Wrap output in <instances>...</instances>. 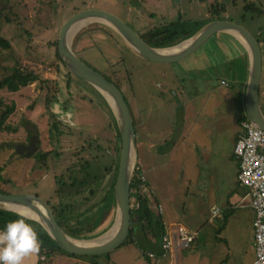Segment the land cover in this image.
<instances>
[{"label": "rangeland", "instance_id": "374dc122", "mask_svg": "<svg viewBox=\"0 0 264 264\" xmlns=\"http://www.w3.org/2000/svg\"><path fill=\"white\" fill-rule=\"evenodd\" d=\"M162 5H168L169 11ZM212 6L217 7L218 11L224 6L230 21L243 25L259 40L264 62V0H0V37L11 45L8 49L0 47V81L18 69L28 73L32 71L39 78L17 93L0 91V102L3 103L0 113L7 107H15L14 114L6 120L5 125L10 129H17L15 133H0V189L11 194L38 195L50 203L51 208L57 209L58 181L68 178L67 168L75 165L76 152L81 149L87 151L81 154L83 159L90 155L100 172L111 165L115 170L117 161L119 163L120 151H117L115 126L117 129L118 127L110 105L86 82L69 75L57 58L59 32L70 17L86 9L107 11L121 18L135 32L154 36L180 19L197 20L204 27L212 22V18L208 19L211 17ZM252 7L259 8L263 14L259 17L254 15L256 17L252 19ZM220 14L223 18V14ZM72 46L75 52L83 55L81 60L84 63L120 85L131 112H134L133 101L138 100L143 91L151 88L152 92L153 88L146 81L152 78L160 82L166 80L165 72L172 68L178 77L176 85L181 88L183 83L189 96L201 91L206 95L212 91L211 85L209 86L211 81L216 89L221 86L222 77L219 74L224 73L222 68L229 69L225 78L230 83L234 82L230 71L235 69L234 64L201 72L197 71V67H191L190 70L184 67L190 60L169 66H157L139 60L116 32L101 22H92L81 29L73 38ZM211 48L219 54L215 36L203 49ZM179 65L185 71L180 70ZM232 90L238 91L236 84ZM217 91L219 92L218 89ZM216 97L221 104L215 101V108L218 109L214 111V119L211 116L207 118L209 121L206 117L202 119L199 122L201 127L197 128L190 140L194 144L192 140L199 138V147L193 148L189 156L173 158L168 165L155 159L158 164L148 166L143 170V176L161 202L163 214L159 212V215L162 219L167 220L171 216L189 230H199L194 246L181 249L182 264H252L255 260L253 210L245 206L233 214L226 204L230 195L228 193L236 186L234 169L237 164L235 156L233 157L234 148L229 146L228 134L235 128L240 129V126L237 121L230 119L226 102L217 95ZM176 101L180 107V101ZM179 107L178 110L181 109ZM237 114L235 112L234 118ZM212 123L217 132V141L214 147L209 148L212 154L205 157L203 147L207 143L206 136ZM142 130L136 124L140 156L145 159L143 151L148 146V132L146 134ZM31 135L39 138L41 146L36 155L43 159L35 157V154L31 158H25L27 154L17 153V148L27 144ZM225 153L228 154L226 160ZM135 166L136 171L139 166L137 161ZM114 173L115 171L106 177V173L101 172L106 177L105 181L93 187L95 194L88 191L77 198L78 203H82L79 205L82 208L76 213L83 214L86 209L100 202L112 183ZM178 175L184 176L185 186L191 188L190 191L186 190L183 197V190L177 185L180 181L177 180ZM237 196L239 197V193ZM131 197L132 207L134 205L136 209L135 196ZM212 205L222 209L223 214L210 220L209 210ZM117 211L116 206L105 223L95 234L85 238V241L109 233L116 223ZM155 247L158 249L159 245L156 244ZM126 249L129 251L124 256ZM109 256L116 264H139L138 259L142 254L135 247L127 245ZM64 257L70 258L57 255L48 261L45 258L40 264H68L62 262ZM95 261L99 264L109 263L105 256ZM83 263L92 264L89 260ZM83 263L72 261L71 264Z\"/></svg>", "mask_w": 264, "mask_h": 264}, {"label": "water", "instance_id": "95a60500", "mask_svg": "<svg viewBox=\"0 0 264 264\" xmlns=\"http://www.w3.org/2000/svg\"><path fill=\"white\" fill-rule=\"evenodd\" d=\"M101 22L112 28L117 36L132 50L133 54L139 58L157 64H177L194 55L213 36L220 33H231L241 38L247 47L250 58V74L245 93V110L247 119L258 128L264 130V113L260 105V83L262 76L263 57L261 44L258 39L241 24L228 20H214L202 27L193 37L182 43L168 48H155L148 45L125 21L107 11L98 9H86L74 14L62 26L59 32L58 55L63 67L73 76L86 82L93 87L99 95L110 105L118 127L120 135V156L117 177L114 185L115 201L117 206V218L119 225L115 235L104 243L99 242L100 238L85 241L77 240L66 233L59 225L54 212L48 202L35 194H4L0 193V210L16 213L25 219L33 220L42 227L55 240L57 245L68 254L86 256H104L121 248L130 235L132 226L131 182L135 173L137 161V139L136 130L130 107L123 92L110 82L103 74L94 70L84 63L75 53L72 40V32L82 23ZM79 32V31H78ZM77 32V33H78ZM76 33V34H77ZM190 42L179 52L172 49ZM111 99L114 105L108 101ZM17 148V153L33 156L40 148L37 137L33 139L32 146ZM134 204V203H133ZM24 209L35 214L38 219H32L15 210ZM116 218V223H117ZM105 240V239H104ZM90 242L98 245L89 244ZM83 243V244H80Z\"/></svg>", "mask_w": 264, "mask_h": 264}, {"label": "crops", "instance_id": "0c3cea01", "mask_svg": "<svg viewBox=\"0 0 264 264\" xmlns=\"http://www.w3.org/2000/svg\"><path fill=\"white\" fill-rule=\"evenodd\" d=\"M162 6L164 9L167 8V11H169L168 5H162ZM228 17L229 15L227 12L223 14V20L230 21ZM210 18L211 17L209 16L208 19ZM210 21H214V20L210 19ZM215 39L217 41L218 48L220 51L219 54H217V51L213 48L207 50L203 49L204 46L206 45L205 44L194 55L186 59L187 61L190 60L191 62L189 61V63L184 67L189 70L191 67H197V71L202 72L210 68L215 69L221 67L222 65L229 66L234 64L236 65L234 67L235 69L230 70L234 78L233 83H230L225 78V75L229 72V69L222 68L224 67L222 66L221 68L223 69L224 73L219 74L220 77H222L220 78V81H221V86H222V81L227 82L226 86L224 85V87H221L219 85V87H217V89L219 90L218 92L217 89L215 88L214 83L211 81L209 82V86L211 85L212 91H209L208 93H206V95L205 94L203 95L202 91L197 93V95L191 93L190 94L191 97H190L186 92V88L185 85H183V83H181L180 85L181 88H179L176 85L178 77L175 75L174 69L172 68L171 70H167L165 72L167 78L166 80L163 79V81L161 82L158 81V79H153V78L147 80L146 82L149 81L148 83L153 88L152 92H151V88H149L148 91L145 92L143 91L142 95L140 94L138 100L133 101L134 102L133 105L134 112H132L134 119L133 121H135V124H137L138 127L143 129L142 130L143 133L147 134L148 132V140H147L148 146L146 150L143 151V153L146 156L145 159H142V157L140 156V152H141L139 149L140 146H138V142H137V162L142 172L143 170L148 168V166L158 164L157 160L155 159H160L162 160V163L164 165H168L173 160V158H179V157L183 158V156L186 155L189 156L192 154L191 152H193V148L199 147V145L197 144L200 143L199 138H196V140H192L194 144H192L190 140L194 135V133L196 132L197 128L201 127L199 122H201L202 119L206 117V120L209 121L207 118H209L210 116L214 119L215 117L214 111L215 110L217 111L218 109L215 108L217 107L215 101H217L218 104H221V102L217 99L216 95L219 97V99L222 98L226 102L230 113L228 115L230 116V119L232 121L234 120L237 121L238 125L240 126V123L242 122L243 118L246 117L245 93L247 89V82H248V78L250 74V66H251V58L249 51L245 46V44L240 40V38L234 34L227 32L220 33L215 35ZM208 52H210L211 54L210 53L208 54ZM195 55H198V57ZM136 57L139 58L138 56ZM139 60H143V59L139 58ZM152 64H157V63H152ZM164 65L169 66L168 64H164ZM157 66H161V64H157ZM185 68L181 67L180 70L185 71L184 70ZM182 81L185 82L184 80ZM234 84L237 85L238 91L232 90ZM121 91L125 93L124 90ZM194 96H196L197 98H194ZM176 100L180 101V107ZM199 103L201 105H199ZM260 105L263 110L264 62L262 65V76L260 83ZM178 107L181 109L178 110ZM212 107H214V110H211ZM235 112L238 113L237 114L238 116L234 118L233 115L235 114ZM208 131L209 132L206 136L207 143L203 147V149H205L204 151H206V153L204 154L205 157H208V155L212 154V151L209 148L210 146L214 147L217 141V140L215 141L217 132L213 126V123L212 126L208 129ZM240 133H241V128L240 129L235 128L234 130H232V132H229L228 138L230 141L229 146L231 147V149L235 147V143ZM227 157L228 154L225 153L224 155L225 160L227 159ZM233 157H234V152H233ZM238 171H239V166L237 162L236 168L234 169V179H235L234 182H236V186L235 189H232L228 193L230 195L226 202L227 209L232 211L233 214H235L237 209L242 210L241 208H239L240 206H238L242 203V201L245 202L247 201L245 199L246 190L242 188L240 185H238ZM178 179H180V181L177 182V185L181 187V189L183 190V192H181L183 197L186 190L190 191L191 188L185 186L184 176L178 175L177 180ZM145 182L148 185L149 189L151 190L152 194L155 195V198L157 199L156 202L158 203V207L160 210L159 212L163 214V209L161 207V202L158 196L154 194L152 186L148 184L146 180ZM238 193H239V197L237 196ZM245 206L250 208L248 205ZM214 207L218 208L216 207V205H212L210 207L209 214L211 213V209ZM252 213H253V221H254L255 213L253 211ZM211 218L214 219L212 215L210 217V220ZM253 221H252V227H253ZM163 223L165 225L166 235L170 238L171 243H173V248L170 254H168V256L166 257V259H159V261L158 260L152 261V264H182V259H180V257L182 256L181 249H186V248H190L191 246H194L198 237L197 231L199 230H189L181 222L179 221L176 222L175 220H173V217L171 216L167 217V220H164L163 218ZM242 226L245 227L244 224H242ZM181 228H185L189 233H191L194 236L195 239L193 240V242L189 244L185 243V245H181L182 242L179 238V231ZM241 236L243 239V235ZM253 241H254V229H253ZM129 247H135L136 249H138L136 245H129ZM128 251L129 249H126V253H124V256L127 255ZM141 259L142 258L139 257L138 259V261H140L139 264H145L143 259L142 260ZM108 260H109L108 264H116L111 260L110 257ZM72 261L83 263L82 260L76 258L71 259L66 257H64V260L62 262L71 264ZM23 264H39L38 252L26 257L24 259Z\"/></svg>", "mask_w": 264, "mask_h": 264}, {"label": "trees", "instance_id": "16d2710c", "mask_svg": "<svg viewBox=\"0 0 264 264\" xmlns=\"http://www.w3.org/2000/svg\"><path fill=\"white\" fill-rule=\"evenodd\" d=\"M253 7L251 10L252 19H255L256 16L254 15H257L259 17L263 14L261 13V10L259 8L257 7L253 8ZM248 11L250 10L248 9ZM220 12L222 14L226 13V9L224 6L220 11L217 10V7L212 6V10H211L212 20H218V19L223 20V18H221L222 16H220L221 15ZM1 18L2 17L0 15V20ZM7 21H9V19H7ZM201 28H202V24L197 20L182 21L180 19L179 21L167 25L161 31L157 32L154 36H152L151 34H147V35L140 34V36L151 47L168 48V47L176 46L178 43L180 42L182 43V41L190 39ZM157 37L160 38L157 41H155L154 38ZM0 47L8 49L9 47H11V45L7 41H5V39L0 37ZM75 53L80 59H82L81 57L83 56L82 54L78 52ZM57 58L61 62L58 53H57ZM68 74L73 76L69 72ZM104 76L110 82H112L118 89H120V85L117 82L108 78L106 75ZM38 79H39L38 74H35L32 71L28 73L25 72L23 69L22 70L18 69L11 76L5 77L3 80L0 81V91L7 90L10 93H17L20 89L26 88L30 84L37 82ZM96 94L99 95V93ZM100 98L104 100L101 96ZM49 102L50 99H48V103ZM1 105H3V103L0 102V108H2ZM14 111H15V107L12 105L11 107H7L2 113H0V133L3 132L15 133L17 131V129H10L8 125H5L6 120H8V118L14 114ZM246 118L247 117L243 118V120H245ZM134 126L136 128L135 121H134ZM115 131L117 133L116 134L117 143H118L117 151L119 152L120 135L116 126H115ZM62 135L63 134H61V136ZM83 152L87 153V151H84L82 149L75 153V156L77 157L76 163H74L75 165H71L70 167L67 168V171L69 172L68 178L58 181L57 197L59 199L58 200L59 207L57 209L52 208L59 225L66 231L68 235H70L71 237L77 240H85V238H89L90 236L95 234L98 228L101 225H103L105 221L108 219L109 217L108 215L112 212V209L116 207L114 185L117 177L118 164H119L117 161L115 170L112 165L110 167L101 169V172L104 171L106 173V177L107 174H112V172L115 171L114 175L111 178L112 183L109 185L108 190L105 192L100 202L86 209L85 213L79 214L76 212H78V209L81 210L82 207L79 205H81L82 203H78L77 198L87 194L88 191H91L92 194L93 193L95 194V192L93 191L94 190L93 187L96 184H102L106 178V177L104 178L101 175L100 169L94 166L95 164L93 158L92 157L90 158V155L88 156V158L83 159V156L81 155ZM0 155H1V151H0ZM35 157L43 159L42 157H40V155H35ZM25 158H31V157L25 155ZM141 176H143V172L138 166L137 170L134 173V177L132 178V182L130 186L131 196H135L137 208L134 209L132 212V226H131L130 235L123 246L136 245V247L142 254V256L140 257L143 259L144 263L152 264V261H156V260L159 261V259H166V257L170 253L167 254L164 249L163 239L166 236V230H165V225L163 223V219L161 218V215H159L160 210L158 207V203L156 202L157 199L152 194L146 182L144 183L145 185L141 187V184L143 183L141 180ZM0 193L11 194L1 189H0ZM83 203H85V200H83ZM48 204L51 205L50 203ZM222 214H223V210H222ZM225 214L227 215L226 211ZM17 217H22V216L13 212L0 210V228H3V226L7 222H9L12 219H16ZM25 220L27 223L32 225L40 241V247L38 250L39 264L41 261L40 259L42 257H44V261L46 259L48 261L51 258L56 257L57 255H66L70 258H76L82 261L89 260V262H91L92 264H99L95 260L103 257V256L79 257L68 254L65 251H63V249H61L59 245H57L55 240L49 235V233L42 227L41 224L33 220H29V219H25ZM81 227H84V229H81ZM156 244L159 245L158 249L155 247ZM104 256L107 259H109L110 257L109 254Z\"/></svg>", "mask_w": 264, "mask_h": 264}, {"label": "built area", "instance_id": "2783aa9c", "mask_svg": "<svg viewBox=\"0 0 264 264\" xmlns=\"http://www.w3.org/2000/svg\"><path fill=\"white\" fill-rule=\"evenodd\" d=\"M222 85L227 82L222 81ZM241 133L234 147V156L238 162V183L247 190L245 199L239 205L245 207L246 203L254 211L253 221L255 260L252 264H264V130L255 126L247 118L240 123ZM145 185L144 177L141 176ZM222 214L220 208H212L211 215L216 218ZM181 245L189 244L195 239L185 228L179 231ZM166 253L173 248L170 238L166 235L163 239ZM178 245V244H177ZM44 260V258H42Z\"/></svg>", "mask_w": 264, "mask_h": 264}, {"label": "clouds", "instance_id": "9594fccd", "mask_svg": "<svg viewBox=\"0 0 264 264\" xmlns=\"http://www.w3.org/2000/svg\"><path fill=\"white\" fill-rule=\"evenodd\" d=\"M39 247L36 231L22 217L12 219L0 228V264H23L26 257L38 252ZM42 258L40 260L44 261Z\"/></svg>", "mask_w": 264, "mask_h": 264}, {"label": "bare ground", "instance_id": "6f19581e", "mask_svg": "<svg viewBox=\"0 0 264 264\" xmlns=\"http://www.w3.org/2000/svg\"><path fill=\"white\" fill-rule=\"evenodd\" d=\"M87 25H89V22L82 23V24L78 25V26L76 27V29H74V31L72 32V36L76 35V33H77L78 31H80L81 29H84ZM238 37H239V36H238ZM240 40H241V38H240ZM241 41H242V40H241ZM189 43H190V42L184 43V44H182L181 46H178V47L172 49V51H173V52H179V51H181L182 49H184ZM108 101H109V103H110L111 105H114L113 102L111 101V99H110L109 97H108ZM238 173H239V171H238ZM238 184H239V183H238ZM239 185H240V184H239ZM245 190H246V189H245ZM246 194H247V190H246ZM15 210H17L18 212H21L23 215H25V216H27V217H30V218H32V219H35V220L38 219V217H37L35 214H33L32 212H30V211H26V210H24V209H20V208H16ZM118 225H119V216H118V218H117V223H115V225H114V227L112 228V230L109 231V234L106 235V236H104V237H102V238H100V239H99V242L104 243V242H106L107 240H109L110 238H112V237L115 235V233L117 232ZM104 239H105V240H104ZM101 243H96V244H94V243L90 242L89 244H92V245H98V244H101ZM80 244H83V243H80Z\"/></svg>", "mask_w": 264, "mask_h": 264}, {"label": "flooded vegetation", "instance_id": "af4514ba", "mask_svg": "<svg viewBox=\"0 0 264 264\" xmlns=\"http://www.w3.org/2000/svg\"><path fill=\"white\" fill-rule=\"evenodd\" d=\"M29 133V132H28ZM29 135H30V133H29ZM35 137H36V135H31L30 137H29V141L27 142V144H24L23 146L25 147V152H27L28 153V147H30V146H32V142H33V139H35ZM38 140H39V138H38ZM39 142H40V140H39ZM40 146H41V144H40ZM36 155V154H35ZM34 156V155H33Z\"/></svg>", "mask_w": 264, "mask_h": 264}]
</instances>
